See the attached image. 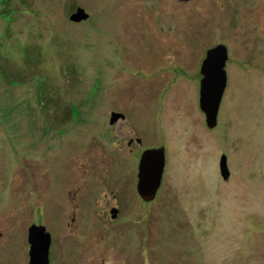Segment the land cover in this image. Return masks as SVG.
Wrapping results in <instances>:
<instances>
[{
  "label": "rangeland",
  "instance_id": "1",
  "mask_svg": "<svg viewBox=\"0 0 264 264\" xmlns=\"http://www.w3.org/2000/svg\"><path fill=\"white\" fill-rule=\"evenodd\" d=\"M216 44L226 84L208 129L198 67ZM160 146L144 202L138 158ZM73 188L120 205L107 229L127 264H264V0H0V264H27L30 224L62 239Z\"/></svg>",
  "mask_w": 264,
  "mask_h": 264
},
{
  "label": "water",
  "instance_id": "2",
  "mask_svg": "<svg viewBox=\"0 0 264 264\" xmlns=\"http://www.w3.org/2000/svg\"><path fill=\"white\" fill-rule=\"evenodd\" d=\"M186 1V0H179ZM88 14L83 8L77 7L70 13L68 19L72 22L83 21ZM227 51L224 45L216 44L205 50L198 67V108L203 114L204 124L211 129L216 124L217 111L226 84L225 62ZM123 115L111 112L109 123H113ZM164 167V149L162 146L144 149L138 158L136 166L135 190L138 197L149 202L154 199L160 186ZM218 170L222 179L228 177L226 158L221 154L218 160ZM115 216V209L111 210ZM26 241L28 243L27 264H47V248L49 233L40 224H30L27 227Z\"/></svg>",
  "mask_w": 264,
  "mask_h": 264
},
{
  "label": "flooded vegetation",
  "instance_id": "3",
  "mask_svg": "<svg viewBox=\"0 0 264 264\" xmlns=\"http://www.w3.org/2000/svg\"><path fill=\"white\" fill-rule=\"evenodd\" d=\"M132 142L139 145L140 139L137 137L131 138L130 136H128V140H126V146L130 147ZM71 191L63 194L64 202L61 205L64 210L72 212L69 218V221L71 223H73L75 220H77V222L79 223H83L81 226L83 227V231H85L86 234L75 233V231H72V229L69 227L73 226L75 228L79 225H71L70 222V224L67 223L64 228L59 224L60 220L58 219V234H61L63 237L57 242H53L49 234L47 264H127L128 258L124 256L122 257V251L115 250L117 256L113 255V240L116 241V238H113L109 233V229H107L108 223L117 222L121 217L120 205L118 203L90 204L89 200L85 199L86 195H82L81 193L78 194L77 190L74 188L71 189ZM91 199H94V197H92ZM112 209H115L116 211L114 217H111L113 215L111 213ZM81 210L89 212L85 220H82V218H80V214L79 216H76V211ZM85 227H88V229L84 230ZM71 232L73 233V236L66 234ZM105 233H108L109 235H106ZM117 245L119 246L120 244L117 243ZM126 247L127 246L124 245V242L121 243V248L123 250H125ZM26 251L28 252L27 241ZM27 252L26 256L28 261ZM83 253L85 254L81 256L82 258L79 257L80 260L77 259V256L82 255ZM142 263L143 261L141 259V264Z\"/></svg>",
  "mask_w": 264,
  "mask_h": 264
},
{
  "label": "trees",
  "instance_id": "4",
  "mask_svg": "<svg viewBox=\"0 0 264 264\" xmlns=\"http://www.w3.org/2000/svg\"><path fill=\"white\" fill-rule=\"evenodd\" d=\"M155 198V197H154ZM140 199V198H139ZM141 200V199H140ZM40 225H42V224H40ZM43 226V225H42ZM44 227V226H43Z\"/></svg>",
  "mask_w": 264,
  "mask_h": 264
}]
</instances>
